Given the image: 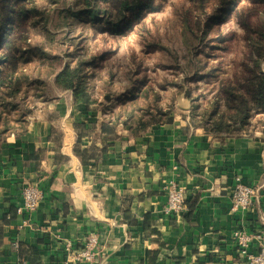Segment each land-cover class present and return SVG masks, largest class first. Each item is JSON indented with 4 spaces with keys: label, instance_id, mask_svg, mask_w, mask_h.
Here are the masks:
<instances>
[{
    "label": "crops",
    "instance_id": "0c3cea01",
    "mask_svg": "<svg viewBox=\"0 0 264 264\" xmlns=\"http://www.w3.org/2000/svg\"><path fill=\"white\" fill-rule=\"evenodd\" d=\"M90 66L91 103L58 87L56 72L32 75L29 107L0 128V264H65L68 244L81 249L90 235L93 264H245L234 232L251 250L264 244V130L212 134L177 108L125 126L118 80L103 76L105 94ZM169 181L184 190L180 214L164 211ZM237 182L260 186L247 210L231 209ZM27 183L42 192L32 212L20 210Z\"/></svg>",
    "mask_w": 264,
    "mask_h": 264
},
{
    "label": "rangeland",
    "instance_id": "374dc122",
    "mask_svg": "<svg viewBox=\"0 0 264 264\" xmlns=\"http://www.w3.org/2000/svg\"><path fill=\"white\" fill-rule=\"evenodd\" d=\"M85 2L7 0L6 9L23 5L24 9L33 10L34 15L28 19L31 22L28 40L18 41L23 48L32 50L28 61H21L17 71L21 89L15 98H2L0 94L1 129L13 130L21 111L29 107L25 96L32 75L46 79L54 72L57 75L66 62L75 66L93 57L99 58L96 63L101 65L96 68L89 65L98 79L103 81V76H111L112 80H118L117 87L115 83L112 86L124 97L117 102L120 113L116 119L125 126L144 128L158 123L175 108L184 111L189 122L192 112L197 114L196 120L202 121L203 111L208 114L216 109L212 96L220 83L240 71L237 63L243 60L248 43L264 45L253 34L246 37L233 11H222L226 6L232 10H251L253 25H264V2L260 0H203V7L196 3L188 13L190 0H156L158 11L143 14L124 32L115 34L102 33L64 11L82 8ZM9 25L7 22L3 26ZM262 66L264 70V60ZM82 73L87 76L86 67ZM102 86L105 94H109L110 84L103 81ZM181 92L186 93L188 108L179 106ZM235 128L225 134L243 128L264 130V111L252 112L245 127Z\"/></svg>",
    "mask_w": 264,
    "mask_h": 264
},
{
    "label": "trees",
    "instance_id": "16d2710c",
    "mask_svg": "<svg viewBox=\"0 0 264 264\" xmlns=\"http://www.w3.org/2000/svg\"><path fill=\"white\" fill-rule=\"evenodd\" d=\"M16 1L19 0H13V2ZM196 3L203 7L201 5L203 0H190L187 13L193 10ZM6 4L7 0H0V16H2L0 19V90L2 92L0 94L3 95L2 98L8 99L15 98L21 89L17 71L21 61L22 63L28 61L27 57L32 50L23 48L18 41L28 40L31 27L28 19L34 15V12L24 9L23 5L6 9ZM159 9L160 6L156 0H86L82 8L71 10L66 8L64 11L67 16L77 19L80 23H90L102 32L108 31L115 34L124 32L143 14L156 12ZM222 11L225 13L233 11L237 22L244 28L246 37L253 34L259 42L264 41V25H253L251 10H232L226 6ZM7 22L10 23L8 28L3 26ZM221 49L225 50V47ZM263 58L264 45L254 41L249 42L243 60L237 63L240 71L222 81L217 93L212 96L216 109L208 114L207 111H203L200 115L203 118L202 121L196 120L197 114L192 112L190 124L220 135L236 130V126L245 127L252 112L264 111ZM96 60V57L91 60H82L75 66L66 62L55 77L56 85L63 89H71L75 101L91 103L86 76L82 72L84 67L94 64Z\"/></svg>",
    "mask_w": 264,
    "mask_h": 264
},
{
    "label": "built area",
    "instance_id": "2783aa9c",
    "mask_svg": "<svg viewBox=\"0 0 264 264\" xmlns=\"http://www.w3.org/2000/svg\"><path fill=\"white\" fill-rule=\"evenodd\" d=\"M259 192L260 186L237 182L231 196L232 211L247 210L252 205L254 198L259 195ZM166 196L167 199L164 207L166 214H180L185 209L186 199L184 190L181 186L173 181H169L166 185ZM41 198L42 192L36 184H25L22 188L23 202L20 210L23 212H32L36 210ZM234 236L236 238L239 253L243 256L245 264H264V244L256 247L255 250H251L250 242L252 238L243 230L235 231ZM96 243V236L90 235L85 246L81 249L72 250L70 244H68L67 259L64 263L73 264L76 262H86V264H93L97 254L95 250Z\"/></svg>",
    "mask_w": 264,
    "mask_h": 264
},
{
    "label": "water",
    "instance_id": "95a60500",
    "mask_svg": "<svg viewBox=\"0 0 264 264\" xmlns=\"http://www.w3.org/2000/svg\"><path fill=\"white\" fill-rule=\"evenodd\" d=\"M183 101V103H182ZM186 101V102H184ZM187 96H186V93L185 92H181L179 97H178V103H179V106H181V108H188L189 107V104L187 103Z\"/></svg>",
    "mask_w": 264,
    "mask_h": 264
}]
</instances>
